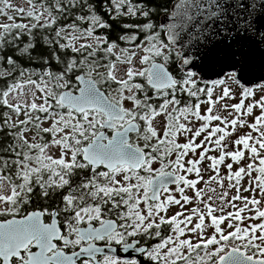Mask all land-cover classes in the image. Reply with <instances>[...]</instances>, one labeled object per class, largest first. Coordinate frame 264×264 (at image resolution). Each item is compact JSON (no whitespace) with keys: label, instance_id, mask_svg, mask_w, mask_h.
<instances>
[{"label":"rangeland","instance_id":"rangeland-1","mask_svg":"<svg viewBox=\"0 0 264 264\" xmlns=\"http://www.w3.org/2000/svg\"><path fill=\"white\" fill-rule=\"evenodd\" d=\"M116 2L120 4L122 0ZM48 19L49 14L42 5L25 0L0 3V34L14 25L27 28L34 21L42 23ZM94 23L97 24L90 21L87 29L70 25L59 31V38L64 46L74 51L90 47L109 51L116 57L103 66L85 60L80 68L124 109L129 118L133 116L142 121L144 137L133 139L131 143L146 153L148 149L143 146L157 150V157L149 155L143 170L137 173L121 168L113 175L97 172L93 176L110 181L105 186L107 191L128 186L137 188L138 207L134 213L144 218L134 221L137 232L159 222L178 224V231L152 250L153 256L162 261L183 260L191 264L196 259L209 258L228 245L244 250L255 259H264V184H261L263 177L258 174L259 170H254H264V84L246 90L232 75H227L218 82L201 84L193 96L203 99L195 107L177 109L171 92L165 91L153 96L156 107L142 112L134 97L138 86L127 83L143 73L147 80L149 65L165 53V45L147 39L137 47L105 46V40L93 32ZM100 75L119 82L120 87L104 84ZM47 77L45 73L30 71L18 75L6 94L7 104L15 109L10 115L12 120L27 126L40 120V127L51 131L55 125L98 118L102 127L104 115L78 116L52 109L58 106L59 92L69 90V86L61 79ZM198 82V77L191 74L183 80L182 89L190 93ZM30 135L28 130L23 137L30 140ZM57 139L55 136L42 148L41 157L49 161L68 160ZM20 148H23L21 142ZM16 167L25 168L21 162ZM166 171L174 173L179 181L161 190L154 206H149L146 197L149 179ZM0 180L3 181L0 193L10 194L12 189L1 176ZM242 245L249 248L241 249ZM201 247L203 249L198 251Z\"/></svg>","mask_w":264,"mask_h":264},{"label":"water","instance_id":"water-1","mask_svg":"<svg viewBox=\"0 0 264 264\" xmlns=\"http://www.w3.org/2000/svg\"><path fill=\"white\" fill-rule=\"evenodd\" d=\"M166 28L168 45L178 53V65L183 73L198 77L201 84L222 80L227 75L246 90L264 84V0H176L168 14L160 18ZM147 86L155 91H164L176 85V79L162 62L154 60L147 70ZM75 92L62 90L57 102L61 107L70 108L78 115L85 112H100L104 115L103 130L82 148V160L90 167H103L114 171L118 166H128L140 171L146 162V152L134 146L131 136L139 132L136 121H128L121 129L116 123L127 120L124 109L111 100L91 77L78 74L74 78ZM107 130L112 131L108 138ZM177 177L170 171L154 175L148 184L149 202L157 200L158 193L175 185ZM38 216V217H37ZM41 226V213L30 212L21 219L0 222V259L9 264L11 257L24 251L30 243L36 249L27 255V264H77L82 257L93 258L95 254L131 259L137 257L140 264L149 263L141 259L147 247H137L132 241L119 248H97L89 245L74 255L65 256L58 252L48 253L53 248V226L43 227L42 234H34L22 228ZM118 229L115 220L108 219L95 229L99 236H109ZM16 233V234H14ZM150 264V263H149ZM216 264H264V259H255L244 250L229 248Z\"/></svg>","mask_w":264,"mask_h":264},{"label":"trees","instance_id":"trees-1","mask_svg":"<svg viewBox=\"0 0 264 264\" xmlns=\"http://www.w3.org/2000/svg\"><path fill=\"white\" fill-rule=\"evenodd\" d=\"M33 5H42L49 14V19L46 22L39 23L34 21L27 28H22L21 25H14L8 30H4L0 34V159L5 155L9 159L16 160L18 155H14L12 149L3 150L2 146L8 141L11 142L21 128L15 127L13 120L7 115H10V107L6 101V94L9 92L20 73L25 71L45 73L50 80H62L67 82L69 90L73 88L75 76L78 74H88L82 70L80 64L85 60L93 62L97 66H103L116 57L109 51L95 50L90 47L80 48L74 51L62 44V39L59 38V31L67 28L70 25H77L82 29H87L90 21H96L95 31L99 38L105 40L107 44L118 45L119 47H137L141 42L147 39H152L155 42H160L166 47L164 54L154 58L162 62L176 79V85L170 88L174 100L177 102V109L186 107H195L201 98H194L197 94V83L190 93L182 89V82L191 74L183 73L178 65V53L173 48H170L166 41V28L160 24V18L170 12L171 5L176 0H122L119 4L116 0H25ZM3 3V0H0ZM104 84H110L114 88H119V82L104 78ZM89 77V76H88ZM127 85H137L138 89L135 93L136 102L139 103L140 111H148L150 108L156 107V99L153 96L158 91L150 89L146 84V75L143 73L139 76L132 77ZM76 86L70 91H74ZM60 91V89H58ZM162 93V92H161ZM52 109L56 111H64L75 114L70 108L61 109L57 105ZM97 112H88L95 115ZM42 115V114H41ZM98 118H96L97 121ZM132 119L139 122L141 128L139 133L133 135V139L144 137V126L142 121L137 117ZM142 148L148 149L147 153L150 158H155L157 150L150 149L147 146ZM149 159V158H148ZM4 169L8 172L9 180L16 183L12 179V166L4 165ZM259 170L258 174L263 177L261 184H264V170ZM91 184H102V182L89 175ZM60 196V195H55ZM125 197V196H124ZM121 194L114 192L108 194L107 200L117 201L112 207L117 213L116 218L123 214L129 216L127 209L134 208L135 205L131 200L128 201V206L122 205L123 198ZM56 201L53 199H37L36 207L49 205ZM144 219L140 214L134 215L130 220ZM178 231L176 222H159L158 224H150L144 230L137 232V237L149 249L167 242L171 235ZM230 248L228 245L221 251H216L209 258L203 257L196 259L191 264H215L217 259ZM241 249L249 248L248 245L240 246ZM203 248H198L201 251ZM192 256V255H190ZM173 264V263H169Z\"/></svg>","mask_w":264,"mask_h":264},{"label":"flooded vegetation","instance_id":"flooded-vegetation-1","mask_svg":"<svg viewBox=\"0 0 264 264\" xmlns=\"http://www.w3.org/2000/svg\"><path fill=\"white\" fill-rule=\"evenodd\" d=\"M10 110V115H12L15 109L10 108ZM10 115H7V117L10 118ZM96 115L101 114L96 113L93 116ZM13 122L16 128L19 126L21 128L15 138L4 144L2 149L4 151L12 149L14 155H18L19 158L12 160L4 155L0 159V176L7 183L8 188L12 189L10 194H6V191L0 193V222L13 218L21 219L30 212L41 213L40 228L34 225L24 228L15 226L12 230L16 232L24 229L29 234H34L33 238H38V235L43 232V227L53 226L51 234H54L55 237L53 248L48 255L61 252L65 256H71L80 251L81 248L89 245L97 248L112 247L119 252L120 247L132 241H138L137 247L145 246L136 236L137 227L134 223L136 220L127 222L131 217L137 215L134 213V209L138 207L135 199L137 188H129L128 186L123 189L117 188L107 191L105 186L110 181L99 179L102 184H91V179H89L90 174L107 172L113 175L117 169L120 170L124 167L108 172L103 167H90L81 159L82 148L92 141L94 135L103 130L98 121L77 120L55 125L51 131L43 130L40 127V120L32 122L31 126H27L24 122L14 120ZM28 130L31 131L30 140H34V142H30L29 139L23 137V134ZM111 133L112 131L107 130L108 138L111 137ZM55 136L58 138L57 142L64 147L63 155L68 160L58 162L56 159H52L49 161L47 158L40 156L42 148L51 143ZM20 142L23 144V148H20ZM18 162L24 164L25 168L18 169L16 167ZM4 165L12 166L11 177L16 183L9 180ZM2 182L0 180V185ZM114 192L118 193V197L119 194L122 197L125 196L122 202L124 207L128 206L129 200L135 205L134 208L127 209L129 216L126 217V215L121 214L119 218H116L117 213L113 211L112 207L117 201H112V204L110 200H107L108 194ZM54 197H56V201L50 207L49 205L41 207L35 205L36 200L39 198L49 200ZM146 197H148V193H146ZM107 219L115 220L118 223V229L109 236H99L95 229ZM33 244L30 243L24 251H20L18 255L11 257L9 264H27L28 253L36 250ZM152 250L147 247L144 253H140L141 259L149 261L150 264H185L183 260L162 261L160 258L153 256ZM76 263L140 264L137 257L124 259L99 254H95L93 258L82 257ZM0 264H3L1 259Z\"/></svg>","mask_w":264,"mask_h":264}]
</instances>
